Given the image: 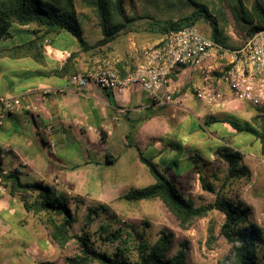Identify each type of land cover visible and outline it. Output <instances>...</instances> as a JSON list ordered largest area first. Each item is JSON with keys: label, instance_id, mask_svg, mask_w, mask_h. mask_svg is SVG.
<instances>
[{"label": "crops", "instance_id": "crops-1", "mask_svg": "<svg viewBox=\"0 0 264 264\" xmlns=\"http://www.w3.org/2000/svg\"><path fill=\"white\" fill-rule=\"evenodd\" d=\"M163 37L136 28L97 49L82 50L75 37L60 32L44 39L41 62L0 57V98H19L33 108L1 121L0 168L23 183L49 186L72 212L106 205L119 214L133 205L120 199L124 194L155 182L139 153L187 197L184 191L191 188L202 193L199 178L210 173L219 152H257L253 109L235 106L221 92L212 105L200 102L193 96L200 77L186 68H178L172 79L181 90L179 104L154 105L135 85L120 95L94 85L81 92L66 87L69 76L102 67L120 65L123 75L130 74L142 59V48ZM33 38L32 27L14 25L0 40V50ZM98 39L84 40L94 44ZM63 256L40 221L17 198L0 191V264H65Z\"/></svg>", "mask_w": 264, "mask_h": 264}, {"label": "trees", "instance_id": "trees-1", "mask_svg": "<svg viewBox=\"0 0 264 264\" xmlns=\"http://www.w3.org/2000/svg\"><path fill=\"white\" fill-rule=\"evenodd\" d=\"M54 1L0 0V40L9 37L14 25L32 27L34 35L32 40L0 50V57H31L36 62H41L44 39L60 32H67L75 37L82 50L97 49L119 33L132 30L133 23L139 20L126 15L124 0H85L86 7L95 16L101 31V38L94 44H88L83 39L75 10L63 9L52 3ZM246 15L248 19L244 17V21L251 27L245 40L237 46L226 42L222 26L220 28L221 19L211 16L204 7L178 20L150 23L147 31L164 36L172 31L195 26L196 22L203 19L212 28V40L224 48L237 49L256 32L264 29V8L258 2L253 3L251 11ZM99 69H112L125 77L120 65ZM64 70L65 67L61 72ZM174 75L173 73L172 79ZM251 124L256 127L255 135L264 154V108H255ZM218 158L226 164V173L220 185L216 188L205 176L199 178L201 189L214 195V200L210 203L195 206L191 198L181 194L174 180L167 179L140 153V161L149 169L155 182L130 190L120 199L127 203L158 200L183 230L210 212L217 211L224 216L219 235L230 246L227 261L230 264H264L263 230L252 219L251 207L237 195L231 196L232 190H229L235 182L249 176V170L243 163V155L237 151L223 150L218 153ZM212 177L217 181L216 176ZM1 185L11 197L22 203L27 213L40 221L50 242L62 253L72 246L68 251L70 253L64 257L65 264H189L188 242L179 243L174 251V235L168 230H161L157 239L150 243L143 229L121 220L109 206L98 205L87 209L80 232L72 234L75 214L69 208L67 200L57 197L52 188L38 183H23L15 173L2 176ZM96 220L100 222L96 232L92 233L91 225ZM208 234L211 240L214 239L213 227L208 228ZM94 236L96 240H93ZM95 242L100 246L111 245L112 252L101 250Z\"/></svg>", "mask_w": 264, "mask_h": 264}, {"label": "rangeland", "instance_id": "rangeland-1", "mask_svg": "<svg viewBox=\"0 0 264 264\" xmlns=\"http://www.w3.org/2000/svg\"><path fill=\"white\" fill-rule=\"evenodd\" d=\"M46 1L51 2V0ZM254 2H258L264 8V0H124V9L127 16L139 18L133 23L132 30L139 28L147 31L150 23L178 20L204 7L211 16L221 19L220 28L222 26V34L225 36L226 42L229 45L237 46L245 40L247 31L251 27L250 24L244 21V17L248 19L246 13L251 11ZM52 3L68 11L75 10L80 26L84 31L83 37L87 42H94L99 37L101 38L98 22L89 8L86 7L85 0H55ZM93 24L94 27H92ZM195 27L203 35L211 36L212 28L205 20L200 19L196 22ZM218 92L223 93L224 96L230 95L228 90L221 86L216 87L215 93ZM229 101L238 106V103L231 95L229 96ZM249 108L253 109L255 113V108L250 106ZM226 120L233 125L237 124L228 114L226 115ZM207 126L212 127L213 123L207 124ZM218 126L220 125H214V127ZM244 135L247 138L250 137L247 132H244ZM256 142L257 152L251 150L250 155H243V163L249 170L248 178L235 182L229 190H232L230 192L231 196L237 195L240 200L251 207L252 219L263 230L264 234V154H262L258 139ZM211 165L213 166L211 167L212 170L210 173H205L204 176L217 188L226 173V164L217 157ZM212 176H216L217 181H214ZM184 193L188 194L186 198H191L195 206L207 204L214 200L213 194L203 190L201 194H198L195 188L185 190ZM74 214L76 222L71 228V233L78 234L84 223L86 212H74ZM117 215L121 220L143 229L150 243H153L157 239L159 232L164 229L174 235V251L178 248L179 243L187 241V262L189 264H230L227 261L230 246L219 235L224 216L217 211H212L206 217L194 221L185 230L177 225L158 200L124 206L122 212ZM101 221H103L102 218ZM99 222L100 220L93 222L90 232H96ZM210 226L214 229V239L212 240L208 234ZM93 240H96L95 236ZM95 244L103 251L111 253L113 250L111 245L100 246L98 242H95ZM71 249L72 246L70 245L67 251L63 253L61 251L62 255H64L63 259L70 253L68 251Z\"/></svg>", "mask_w": 264, "mask_h": 264}, {"label": "built area", "instance_id": "built-area-1", "mask_svg": "<svg viewBox=\"0 0 264 264\" xmlns=\"http://www.w3.org/2000/svg\"><path fill=\"white\" fill-rule=\"evenodd\" d=\"M141 57L140 63L125 77L112 69H97L69 76L66 87L81 92L94 85L103 92L120 95L135 85L154 105L179 104L181 90L172 86V74L178 68H186L200 77L193 94L200 102L214 104L215 89L222 86L237 103L264 108V29L252 35L243 46L228 49L192 26L169 32L158 43L142 48ZM32 109L19 98H0V124L8 114ZM46 129L52 130L50 126ZM49 146L54 148V142L50 141ZM10 173L0 168V191H5L1 177Z\"/></svg>", "mask_w": 264, "mask_h": 264}]
</instances>
